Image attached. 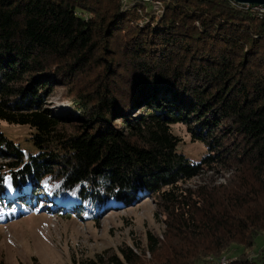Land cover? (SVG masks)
<instances>
[{
    "label": "trees",
    "instance_id": "1",
    "mask_svg": "<svg viewBox=\"0 0 264 264\" xmlns=\"http://www.w3.org/2000/svg\"><path fill=\"white\" fill-rule=\"evenodd\" d=\"M153 2L0 0V120L28 126L36 148L0 131V217L36 210L97 226L150 199L162 238L147 232L82 263L205 264L232 252L233 264H264V251L238 252L264 232V13ZM176 125L205 148L199 159L180 149ZM218 168L231 170L226 184L186 185Z\"/></svg>",
    "mask_w": 264,
    "mask_h": 264
},
{
    "label": "rangeland",
    "instance_id": "2",
    "mask_svg": "<svg viewBox=\"0 0 264 264\" xmlns=\"http://www.w3.org/2000/svg\"><path fill=\"white\" fill-rule=\"evenodd\" d=\"M149 1L151 9L157 11L159 4L153 2L154 0ZM50 99L49 107L53 113L64 112L63 108L66 106L64 102L55 96ZM174 130L184 139L180 149L191 159H199L205 148L199 143L191 142L184 127L176 125ZM0 131L17 143L24 152L36 151L29 139L28 126L0 120ZM230 173L229 168H218L193 178L186 185L194 186L209 180L216 184H226ZM84 207L86 211L93 209L87 203ZM156 210V205L150 199H142L135 208L111 211L101 215L97 226L91 221L66 220L54 214H40L36 210L22 217L8 220L1 214L0 264H83V259L94 258L106 249H116L124 242L130 245L133 242H144L147 232L158 234L162 238L164 223L160 216L154 214ZM243 251L252 256L264 251V232L257 235L249 248L238 249L240 253ZM145 255L149 257L147 252ZM234 256L232 252H229L213 260L214 262L210 260L211 262L207 264L227 262L228 259H234Z\"/></svg>",
    "mask_w": 264,
    "mask_h": 264
},
{
    "label": "water",
    "instance_id": "3",
    "mask_svg": "<svg viewBox=\"0 0 264 264\" xmlns=\"http://www.w3.org/2000/svg\"><path fill=\"white\" fill-rule=\"evenodd\" d=\"M233 1L236 2V3H241V4L264 5V0H233Z\"/></svg>",
    "mask_w": 264,
    "mask_h": 264
},
{
    "label": "bare ground",
    "instance_id": "4",
    "mask_svg": "<svg viewBox=\"0 0 264 264\" xmlns=\"http://www.w3.org/2000/svg\"><path fill=\"white\" fill-rule=\"evenodd\" d=\"M235 3H236V2H235ZM237 4L239 5V4H241V3H237ZM241 5L248 6V4H241ZM255 7H256V8H264V5H257V4H255ZM252 10L255 11V12H257V13H264V12H261L259 9H252ZM224 259H225V258H224ZM212 261H213V260H212ZM214 261H215V260H214ZM214 261H213V262H214ZM218 261H219V259H218ZM218 261H217V262H218ZM210 262H211V261H209V263H210ZM209 263H208V264H209ZM221 263H222V264H226V262H224V261H222V262L219 261L218 263H211V264H221ZM206 264H207V263H206Z\"/></svg>",
    "mask_w": 264,
    "mask_h": 264
},
{
    "label": "built area",
    "instance_id": "5",
    "mask_svg": "<svg viewBox=\"0 0 264 264\" xmlns=\"http://www.w3.org/2000/svg\"><path fill=\"white\" fill-rule=\"evenodd\" d=\"M241 5V4H239ZM247 8L250 7L251 9H259L261 12H264V8H256L255 7V4L251 5V4H248V6H246ZM206 264V263H205ZM226 264H233V259H228Z\"/></svg>",
    "mask_w": 264,
    "mask_h": 264
}]
</instances>
